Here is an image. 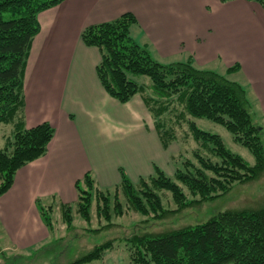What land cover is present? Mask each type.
I'll return each mask as SVG.
<instances>
[{"label": "trees", "instance_id": "trees-1", "mask_svg": "<svg viewBox=\"0 0 264 264\" xmlns=\"http://www.w3.org/2000/svg\"><path fill=\"white\" fill-rule=\"evenodd\" d=\"M63 1L0 0V127L11 128V135L4 137L5 145L0 148V197L11 189L18 171L47 155L55 136L48 122L25 126L24 79L33 41L41 29L38 17ZM247 1L264 9V0ZM137 26L136 17L125 13L115 21L82 31L83 44L97 48L101 54L98 79L109 96L120 103L137 95L142 98L164 149L178 143L182 150H190L191 140L196 147L191 159L180 160L181 149L179 157L171 156L172 162L179 159L181 165L174 173L175 180L156 166L153 175L138 183L120 170V184L107 189L97 185L91 172L78 180L77 202L61 205L67 232H79L74 225L76 214L89 226L98 222V229L90 232L108 230L115 235L71 264L104 259L120 232L127 229L114 219L127 214L152 220L166 218L175 211L214 201L235 185L257 181L264 174V128L255 121L254 104L243 80H230L239 76L241 66L235 64L221 73L197 66L192 56L157 61L146 46L135 41L133 31ZM142 77L149 82H140ZM194 119L224 126L235 142L252 153L254 164L228 150L219 135L200 130ZM164 192L172 195L175 210L164 208ZM37 203L45 225L55 234L53 206ZM126 237L128 264H264V208L221 211L196 226Z\"/></svg>", "mask_w": 264, "mask_h": 264}, {"label": "crops", "instance_id": "crops-1", "mask_svg": "<svg viewBox=\"0 0 264 264\" xmlns=\"http://www.w3.org/2000/svg\"><path fill=\"white\" fill-rule=\"evenodd\" d=\"M125 13L138 21L135 41L157 61L192 56L201 68L239 64V76L264 128V9L258 3L65 0L39 15L41 29L25 71V126L48 122L55 136L47 155L18 171L11 189L0 197V225L15 250L47 239L49 229L37 202L75 204L76 182L87 172L107 189L120 184V170L135 183L153 175L155 166L173 168L171 146L163 148L142 98L120 103L109 96L97 76L101 54L81 40L85 28ZM259 181L239 184V189L252 191ZM257 206L243 201L235 210Z\"/></svg>", "mask_w": 264, "mask_h": 264}, {"label": "rangeland", "instance_id": "rangeland-1", "mask_svg": "<svg viewBox=\"0 0 264 264\" xmlns=\"http://www.w3.org/2000/svg\"><path fill=\"white\" fill-rule=\"evenodd\" d=\"M219 66L220 68L217 67L216 70L224 73L222 72L224 68L221 65ZM241 78L242 77L235 75L230 77V80L240 81L242 80ZM139 81L146 83L149 82L146 77L140 78ZM255 121L256 123H259L258 119H256ZM194 122L200 130L219 135L228 150L241 156L250 165L254 164L255 159L252 153L243 145L235 142L233 135L224 126L215 124L206 119H194ZM10 135L11 128L9 126L3 125L0 127V148L4 147L5 145L6 138L4 139V137H8ZM190 142L191 143L188 144V147L191 148L190 150H182L183 148L181 144L174 143L173 145H171V153L174 156L179 157V151L181 149L180 153H182L180 160L189 158L191 159V153L195 149L196 144L192 140ZM202 154L205 156H209L206 152ZM178 160L171 163L173 168L164 167V169L162 170L160 166L156 167L160 168L162 171H165V174L168 177L175 180L174 173L177 168L181 167V165L178 164ZM123 171L125 172V170ZM257 184L258 186L254 187L252 191H250V188L239 189L240 186L236 185V187L233 188L229 193L215 199L214 201H208L197 207L190 206L184 211H175L174 213L169 214L166 218L152 220L151 218L142 217L138 214H127L122 218L114 219L113 222H117V225H120L121 227L127 229L120 232V238L115 243L114 248L106 251L104 259L102 261H94L86 264H128L130 262V256L129 244L126 241L127 234L131 235V233H149L155 235L188 226H196L208 221L211 217L221 211L239 209V205L243 201H249L251 203L258 204L257 207L259 208L264 207V180L259 181ZM164 193L165 194L162 195L164 208L168 210H175L177 207L172 201V195L169 192ZM41 205L53 206L52 218L55 223V234L51 233L47 228V239L38 242H36V240H33L32 242H30L32 244L25 247L26 249L21 248V250H15L14 248H12L13 246L9 242V238L5 236L3 228H1L0 225V251H2L0 253V264H71L76 259L88 253L95 246L102 244L103 242L110 239L113 235H115L108 230H103L98 234L90 232V229H98V222L94 221L91 226H89L76 214L74 225L76 226V231L79 232H77V234L76 232L70 234V232H67L66 227L63 225L61 206H59L58 202L54 204L52 200L43 199ZM37 208L38 209L36 210H38V212L40 213L39 204L37 205ZM94 213L95 210L93 208V216ZM145 220L150 221L144 225L141 224V222ZM31 225L32 227L34 226L32 220ZM80 231L82 232V234ZM39 243L42 245L37 246Z\"/></svg>", "mask_w": 264, "mask_h": 264}]
</instances>
